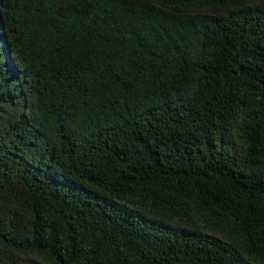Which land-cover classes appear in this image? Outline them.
<instances>
[{"label": "trees", "instance_id": "obj_1", "mask_svg": "<svg viewBox=\"0 0 264 264\" xmlns=\"http://www.w3.org/2000/svg\"><path fill=\"white\" fill-rule=\"evenodd\" d=\"M0 264H264V0H0Z\"/></svg>", "mask_w": 264, "mask_h": 264}]
</instances>
